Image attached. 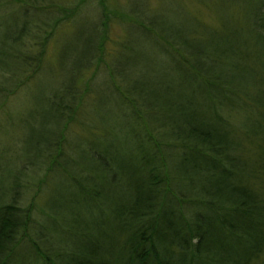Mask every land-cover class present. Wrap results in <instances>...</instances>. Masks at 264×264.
<instances>
[{
    "label": "trees",
    "instance_id": "16d2710c",
    "mask_svg": "<svg viewBox=\"0 0 264 264\" xmlns=\"http://www.w3.org/2000/svg\"><path fill=\"white\" fill-rule=\"evenodd\" d=\"M116 1L0 0V111L97 8L26 162L0 159V264H264V0H225L220 23Z\"/></svg>",
    "mask_w": 264,
    "mask_h": 264
},
{
    "label": "rangeland",
    "instance_id": "374dc122",
    "mask_svg": "<svg viewBox=\"0 0 264 264\" xmlns=\"http://www.w3.org/2000/svg\"><path fill=\"white\" fill-rule=\"evenodd\" d=\"M128 1L129 0H117L116 2L126 4ZM146 1L150 11L154 10L172 15L174 12H183L185 8V10H187L189 13L195 12L200 18L211 23H220L218 20L219 18L216 16V10H221L225 7V0H205L208 3L206 4L202 2L203 5L196 0ZM237 5L239 6L238 3ZM248 10L249 9H245V11ZM86 13H83L84 16L80 17L79 21L75 23L76 25H67L58 33H56L54 40L49 46L48 56L44 61L45 64L43 69L39 71L40 73L32 80V82L29 83V85H26L19 92L9 97L4 110L0 111V159L1 164L6 168V171H13L15 168L21 167L24 161L27 160L26 135L29 134L27 130V121L35 119V111L39 108L41 100L44 98V94L42 92H49L57 88L63 75V72L60 71L62 70L60 64L62 57L61 52L62 50L65 52L67 47L70 45L69 43L74 41L73 35L69 36V34L73 31L81 33L82 28L80 27L82 26L81 23L83 22H86L89 27L90 22H92L94 18L92 15L97 13L95 3H92L88 6ZM115 19L117 18H114L112 21ZM112 21L110 30L111 37H114V39H116L118 42L125 40L128 33V26L121 22V20L116 22ZM252 21V12L249 11L245 16V21L241 19V23L236 22L233 28L235 31L240 28L242 31H247V33H249L251 32L250 28L252 27ZM3 30L4 27L0 26V36L2 35ZM129 33L133 34L132 36H134L132 30H129ZM116 43L115 41L111 40L110 48H114L113 45ZM252 50L254 53L257 52V48L254 46L252 47ZM37 118L39 117L37 116ZM29 155L31 156V153H29ZM25 180L27 181V178ZM51 190L52 188L48 187L46 193H42L43 197L46 196V194L48 195L47 197H49ZM43 197H38L40 203Z\"/></svg>",
    "mask_w": 264,
    "mask_h": 264
}]
</instances>
